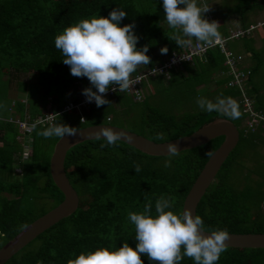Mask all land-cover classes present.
<instances>
[{
	"label": "trees",
	"instance_id": "16d2710c",
	"mask_svg": "<svg viewBox=\"0 0 264 264\" xmlns=\"http://www.w3.org/2000/svg\"><path fill=\"white\" fill-rule=\"evenodd\" d=\"M225 1L233 2L232 11L241 17L249 12H264V0ZM117 8L127 13L120 27L135 25L133 33L139 38L137 50L149 48L146 55L151 63L140 65L132 76L160 63L179 48L169 39L174 30L166 22L163 0H0V247L23 225L62 200L48 172L49 156L57 137L38 135L49 125L37 124L24 141H19L13 121H30L48 110L58 112L65 103L78 102L84 89L96 91L86 77L70 74L69 66L62 62V52L55 48V37L82 19L107 18ZM241 39L245 41L244 48L255 57V62L247 67L249 75L243 81L244 93L251 98L253 107L264 113V96L254 80L260 67V52L249 44V37ZM164 47L167 54L160 52ZM222 61L217 49L208 50L202 58L182 64L183 71L174 73L175 67L167 77L160 76L163 79L160 84L180 87V81L184 82V88L174 90L182 97L190 94L196 97L195 87L209 82ZM17 73L32 75L34 81H16V91L21 97L9 98L8 87ZM189 73L191 77L187 76ZM225 81L226 78L216 84L220 86ZM147 90L140 101H134L124 92L105 94L109 104L97 107L94 102L82 107L80 113H58L52 123L76 128L100 123L122 127L112 123L110 110L120 102L139 103V123L126 129L162 142L187 135L213 117L230 120L236 127L240 126L237 143L200 197L195 215L202 218L206 230L264 233V171L254 169L260 179L250 182L241 176L240 187L236 174L243 168L236 163L244 155L242 150L251 152L263 146L264 129L256 128L254 132L244 129L245 115L240 110L238 88L224 87L220 92V98L230 97L237 102L241 113L237 119L206 111L175 114L171 105L176 98L168 101L171 105L167 108L154 106L149 102L152 93ZM158 134L163 138L156 139ZM221 141L222 136L212 138L174 157L150 156L120 141L101 148V144L107 143L104 139L72 146L65 153L63 168L78 197L76 209L38 234L4 264H68L82 252L100 248L116 250L124 243L134 249L135 227L128 214L142 212L151 201V214L155 216V201L161 196L172 197L175 202L168 210L180 213L183 198L208 157L206 153L212 152ZM22 143L29 150L26 156ZM168 160L170 167L165 166ZM136 165L141 169L139 172L134 171ZM141 259L143 264H157L147 256ZM180 264H194V261L185 257ZM217 264H264V248L227 247Z\"/></svg>",
	"mask_w": 264,
	"mask_h": 264
},
{
	"label": "clouds",
	"instance_id": "9594fccd",
	"mask_svg": "<svg viewBox=\"0 0 264 264\" xmlns=\"http://www.w3.org/2000/svg\"><path fill=\"white\" fill-rule=\"evenodd\" d=\"M163 10L168 26L174 30L169 39L180 48L192 47L193 40L210 45L222 38L219 23L204 18V14L211 10L207 4L199 5L198 0H163ZM126 15L125 11L117 8L107 18L82 19L55 37V48L62 52V62L69 66L70 74L77 78L86 77L96 89L94 92L92 88H86L82 95L86 97V102L94 101L97 107L109 104L104 96L110 87L118 86L119 92L132 89L138 83L131 78L132 74L140 65L151 63L146 55L149 48H136L139 38L133 33L135 25L119 26ZM160 52L167 54V47L161 48ZM196 102L202 111L216 112L230 119L241 115L237 102L230 97L217 98L215 102L201 97ZM48 116L52 118V115ZM31 127L34 130L36 124ZM78 133L76 127L52 123L38 135L62 139L76 137ZM121 136L110 128H100L95 133L96 139L107 142L101 144V148L116 145ZM162 138V134L156 136L158 140ZM166 151L169 157L180 152L174 143L167 144ZM206 156L211 157L213 153L209 151ZM165 166H171L170 160L165 162ZM140 170L139 165L134 167L135 172ZM174 202L170 196H161L155 201V216L151 214V201L145 204L142 212L128 214L135 227L137 243L134 249L124 243L116 250L100 248L82 252L75 259H70L68 264H143L141 256H147L150 262L157 264H180L185 257L193 260L194 264H217L220 255L227 249L226 241L230 238L227 229L206 230L202 218L193 216L187 209L174 214L168 210ZM22 227L27 228V225Z\"/></svg>",
	"mask_w": 264,
	"mask_h": 264
},
{
	"label": "water",
	"instance_id": "95a60500",
	"mask_svg": "<svg viewBox=\"0 0 264 264\" xmlns=\"http://www.w3.org/2000/svg\"><path fill=\"white\" fill-rule=\"evenodd\" d=\"M100 128H110L119 132L122 135L120 142L150 156H166V145L169 143L176 144L178 151H183L206 143L212 138L222 136V141L212 151L213 156L207 157L183 198L180 213L187 209L193 216L200 197L213 181L217 170L238 140L237 127L233 122L221 116L213 117L187 135L162 142L151 141L142 135L109 123L83 126L78 128L79 133L76 137L57 138L49 156L48 172L52 183L62 194V200L32 220L27 224V228H22L0 247V264H4L13 254L45 229L74 212L78 204V197L65 175L64 156L72 146L86 140L96 139L95 133ZM229 235L230 238L226 241L227 247L264 248V233H229Z\"/></svg>",
	"mask_w": 264,
	"mask_h": 264
},
{
	"label": "rangeland",
	"instance_id": "374dc122",
	"mask_svg": "<svg viewBox=\"0 0 264 264\" xmlns=\"http://www.w3.org/2000/svg\"><path fill=\"white\" fill-rule=\"evenodd\" d=\"M214 0H208V1H203L201 2L198 0L199 5L203 4H209L213 2ZM209 6V5H208ZM182 7V6H181ZM233 7V2H226L225 0H222L220 3H218L216 6L210 7L211 10L207 13L204 14V18H206L209 22L211 21H216L218 22L217 19H215V16L217 13H222L223 16L227 15ZM264 20V13L263 12H258L255 16H252V22L257 23ZM256 21V22H255ZM219 23V22H218ZM220 25V23H219ZM223 24L219 27V31L222 30ZM264 29V27H257ZM226 36V35H225ZM250 42V41H249ZM248 43V42H247ZM227 49L233 51H240V47L245 45V41L241 38L239 39H234V40H228L227 41ZM225 44V46H226ZM251 45V43H249ZM263 48L261 49L258 57L260 60V67L256 71L255 78L257 77L259 82L256 84L258 85L261 93L264 96V42H262ZM229 46V47H228ZM252 46V45H251ZM258 47V46H257ZM254 58H251L250 64H253ZM210 72V70H209ZM187 75V74H186ZM207 74H205L206 76ZM189 77L192 76L191 73L187 75ZM201 78V77H199ZM198 78V79H199ZM34 81V77L32 75H26V74H20L17 73L13 75V78L10 81L8 91H7V96L9 98H20L21 96L18 95L16 91V81ZM163 81L162 77L156 76L155 78H146L143 83H142V91L143 93H147V89L150 90L152 93L149 102L150 104L157 106L160 105L162 107H169L171 103H168V101L172 98H176L174 102H172V107H173V112L175 114L183 113V112H194V111H202L198 105H197V99L198 98H206L208 100H211L215 102L217 98H220L221 95V89L224 88L223 84L220 86H217V82L210 88L208 86V82L205 84H199L198 86L195 87V92H197V96H193L190 94L189 97L184 96L182 97L180 94L177 93L175 88H184V82L180 81V87H174L171 84H168L167 86H164L160 84ZM165 82V81H164ZM199 82H201L199 80ZM187 97V98H186ZM21 100H24L21 98ZM178 100V101H177ZM264 100V98H263ZM128 102V101H126ZM129 106V107H128ZM123 107V108H122ZM140 104L139 103H127V105L123 103H119L117 106H115L114 110H110L112 114V123H115L119 126H122L123 128H132L135 123L138 125L139 123V113H140ZM238 129H240V126H237ZM242 156H239L237 159L238 164H241L243 168L240 169V173L237 170L236 174L237 177L239 176V180L237 182V186L240 187L242 184L243 179L247 181H251V179L258 180L260 177L257 176V174L253 171L254 169H258L261 171H264V151L262 147L256 148L254 151L249 152L247 149L242 150ZM252 155V156H251ZM244 175V178L242 179L241 176ZM250 177V179L248 178ZM264 189V188H263Z\"/></svg>",
	"mask_w": 264,
	"mask_h": 264
},
{
	"label": "built area",
	"instance_id": "2783aa9c",
	"mask_svg": "<svg viewBox=\"0 0 264 264\" xmlns=\"http://www.w3.org/2000/svg\"><path fill=\"white\" fill-rule=\"evenodd\" d=\"M205 1V0H200ZM257 27H264V22H257L255 24H250L244 28H237L227 32L226 36H223L220 40L214 41L210 45H202L200 42L193 40V45L190 48H178L171 52V54L162 60L160 63L152 66L151 68H146L132 76L131 78L138 83L132 86V89L124 92L126 95L130 96L134 101H140L143 98L142 92V82L146 78L153 76H164L167 77L169 71L172 68L181 66L182 64L191 63L194 58H200L208 50L217 49L219 53L223 56L222 65L224 66L223 75L226 77L224 82L225 87H236L240 91V110L245 115L242 125L244 129L249 132H254L256 128L264 129V113L259 109L253 107V102L249 96L244 93L243 81L249 75V69L242 68L238 66V58L233 53H231L225 46L228 40L239 39L244 36L250 35ZM115 89V90H114ZM118 91V86H112L106 93L110 95L113 92ZM86 97L81 96L78 102L69 101L62 106V108L55 112L54 110H48L43 115H38L32 120H14L13 123L16 124L18 133L20 136L17 137L19 141H24L27 138V135L32 130L33 124H48L51 125L53 117L62 112L75 111L80 113V109L84 106H87ZM48 115H52V118H49ZM82 121V117H80ZM23 155L26 156L28 153V147L23 143ZM263 151H264V140H263Z\"/></svg>",
	"mask_w": 264,
	"mask_h": 264
},
{
	"label": "crops",
	"instance_id": "0c3cea01",
	"mask_svg": "<svg viewBox=\"0 0 264 264\" xmlns=\"http://www.w3.org/2000/svg\"><path fill=\"white\" fill-rule=\"evenodd\" d=\"M221 1L222 0H214L213 2L209 3L208 5L210 7H212V5L216 6ZM258 12H263V11L249 12V13L245 14V16H242V17L237 15V14H235L232 10L225 16H223L222 13H220V12L217 13L216 16H215V19L218 20V22L220 23V26L223 24L222 30L219 31L221 33V37L225 36L227 34V32L230 31V30H234V29H237V28L246 27V26H248L250 24H254V22H252V16H255ZM262 21H260V22H262ZM244 37H247V38L249 37L250 38V42L249 43H251L252 47L254 49H256V50H259V52L261 51V49L263 48L262 42H264V30L263 29H261V28L255 29L254 31H252V33L250 35L244 36ZM226 47H227V44H226ZM229 51L231 53H233L235 56H237V58H238V66L239 67L247 68V67H250L252 65V64H250V60L252 58L251 57V53L248 50H246L244 48V46L240 47V51L239 52L238 51L237 52L233 51V49L229 50ZM182 68H183V66L176 67L174 69V73L183 71ZM223 71H224V66L221 64L220 67L217 68L215 73L212 75V79H210V81L208 82V86L210 88L216 82H219L221 79L226 78L223 75ZM255 75H254V80L256 82H259L258 78L257 77L255 78ZM155 77L156 76H153V77H150V78L153 79Z\"/></svg>",
	"mask_w": 264,
	"mask_h": 264
}]
</instances>
